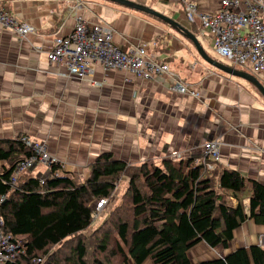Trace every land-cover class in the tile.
Returning a JSON list of instances; mask_svg holds the SVG:
<instances>
[{"label":"crops","instance_id":"crops-1","mask_svg":"<svg viewBox=\"0 0 264 264\" xmlns=\"http://www.w3.org/2000/svg\"><path fill=\"white\" fill-rule=\"evenodd\" d=\"M134 1L188 28L214 58L203 44L204 38L211 49L209 36L187 23L181 5ZM0 4L34 29L18 37L0 28V139L25 136L45 143L62 167L60 175H87L89 165L104 152L128 165L164 159L201 164L204 143L215 139L221 165L264 184V98L249 81L203 60L171 26L107 0H0ZM77 17L110 26L115 45L124 52L148 46V52L168 63L182 82L199 84L202 95L173 91L168 79H143L100 62H93L91 73L82 78L65 75L63 68L49 63L47 52L56 36L72 31ZM258 79L264 85V75ZM6 166V160H0V173ZM49 173L47 165L39 163L20 175ZM246 197L247 193L245 207ZM252 244L264 247V226L247 219L220 253ZM206 248L204 252L211 253Z\"/></svg>","mask_w":264,"mask_h":264},{"label":"trees","instance_id":"trees-1","mask_svg":"<svg viewBox=\"0 0 264 264\" xmlns=\"http://www.w3.org/2000/svg\"><path fill=\"white\" fill-rule=\"evenodd\" d=\"M31 154L19 138L0 139V160L8 164L0 173L1 229L23 240L18 255L2 264H264L259 244L220 253L245 220L264 226V184L219 162L212 169L189 159L128 165L104 152L86 178L60 175L53 163L43 182L18 175L11 186L15 166ZM121 175L127 185L120 201L87 235L97 203H111ZM201 242L218 254L193 262L189 253Z\"/></svg>","mask_w":264,"mask_h":264},{"label":"built area","instance_id":"built-area-1","mask_svg":"<svg viewBox=\"0 0 264 264\" xmlns=\"http://www.w3.org/2000/svg\"><path fill=\"white\" fill-rule=\"evenodd\" d=\"M182 6L186 21L196 25L200 33L208 35L214 52L233 66L247 67L257 78L264 75V0H218V7L211 12L198 9L200 0H168ZM198 19V23H196ZM0 28L13 31L18 37L33 32V27L6 12L0 4ZM113 29L103 23H89L77 17L72 31L65 36H56L47 52L49 63L61 67L67 76L82 78L92 71L91 64L100 62L105 68L128 70L137 77L156 80L168 79V87L173 91L187 93L196 98L202 95L199 84L184 83L171 72L169 64L148 52V46L138 45L128 52L122 51L113 41ZM156 42L151 45L155 46ZM32 154L18 163L9 184L15 186L20 171L32 169L39 163L50 169L56 163L43 142L19 137ZM202 160L207 169H212L220 161L219 141L204 143ZM41 182L44 178L40 179ZM3 197L0 198L2 200ZM106 200L101 199L97 207ZM96 216V214L94 215ZM0 219V264L14 259L23 240L13 241L1 229ZM40 259H37L39 262Z\"/></svg>","mask_w":264,"mask_h":264},{"label":"rangeland","instance_id":"rangeland-1","mask_svg":"<svg viewBox=\"0 0 264 264\" xmlns=\"http://www.w3.org/2000/svg\"><path fill=\"white\" fill-rule=\"evenodd\" d=\"M155 1V0H154ZM141 2V1H139ZM177 5H179L178 3H176ZM217 7V3L215 0H202L199 2L198 4V9L200 11H204V12H211L213 11V9H215ZM198 19H196V23H198ZM202 39V38H201ZM188 42L190 44H192L189 40ZM203 44H205L206 48L209 50V53L215 58V59H218L220 61H224L226 63H229L231 64L230 62H228L227 60H225L224 58L218 56L217 54H215L212 50L213 48L209 46H207V40H205L203 38ZM193 45V44H192ZM194 47V45H193ZM195 48V47H194ZM196 50V49H195ZM237 67L238 69H241V70H249L247 67L245 66H241V65H237L235 66ZM250 71V70H249ZM34 168V167H33ZM28 170L27 169H24L22 171H20L19 175L22 174V173H25L27 172ZM51 173H49L50 175ZM49 175H41L40 179L41 178H44V177H47ZM74 175H77L78 177L80 178H86L88 175H89V172L87 173V175H79V173L77 174H74ZM27 176V175H26ZM126 185H127V177L124 176V175H121L120 176V179L119 181L116 183V187L113 191V194H112V197H111V203L107 206L105 204H103L101 207H97L96 205V216H94V219H93V223L91 225V227L86 231V234L87 235H92L93 231H94V228L98 227L100 225V223H102L106 218H107V214H106V211L109 209V207L111 205H113L115 202H118L120 201V198H121V195L122 193L124 192L125 188H126ZM241 193V197L242 198H245V190H243ZM101 201V200H100ZM98 204V203H97ZM107 207V208H106ZM207 246L206 245H201V244H198L195 248H193L191 250V252L189 253V257L190 259L193 261V262H197V260L195 258H198V261H201L203 260L204 258H207L209 259L211 257V255H214L216 253V251L214 250H210L211 253L205 251L204 252V248L205 249H208L206 248ZM229 249L227 250V252L229 253ZM122 264H133L131 261H128L126 263H122ZM144 264H152L150 260H146L144 262Z\"/></svg>","mask_w":264,"mask_h":264},{"label":"water","instance_id":"water-1","mask_svg":"<svg viewBox=\"0 0 264 264\" xmlns=\"http://www.w3.org/2000/svg\"><path fill=\"white\" fill-rule=\"evenodd\" d=\"M114 2L116 4H119L123 7L139 11L145 14L152 15L154 17H157L158 19L162 20L164 23L171 26L176 32L181 34L183 37L188 39L195 47L197 53L200 55V57L207 61L209 64L213 65L214 67L222 70L223 72L239 76L247 81H249L251 84L254 85V87L258 90L260 95L264 98V85L261 84L260 80L254 76L252 73L244 72L241 70L236 69L235 67H232L230 65H227L221 61H218L212 57H210L203 47L201 46L199 40L197 37L190 32V30L186 27H184L182 24H180L175 19L169 17L168 15L150 7L145 4L136 2L134 0H107Z\"/></svg>","mask_w":264,"mask_h":264}]
</instances>
